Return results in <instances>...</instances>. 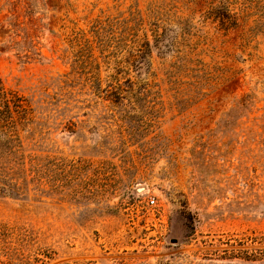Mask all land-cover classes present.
Wrapping results in <instances>:
<instances>
[{"label": "rangeland", "instance_id": "obj_1", "mask_svg": "<svg viewBox=\"0 0 264 264\" xmlns=\"http://www.w3.org/2000/svg\"><path fill=\"white\" fill-rule=\"evenodd\" d=\"M0 86V264H264V0H0Z\"/></svg>", "mask_w": 264, "mask_h": 264}, {"label": "trees", "instance_id": "obj_2", "mask_svg": "<svg viewBox=\"0 0 264 264\" xmlns=\"http://www.w3.org/2000/svg\"><path fill=\"white\" fill-rule=\"evenodd\" d=\"M8 93H6L0 86V97L2 99H5V101L8 103L10 100H9V97H8Z\"/></svg>", "mask_w": 264, "mask_h": 264}, {"label": "built area", "instance_id": "obj_3", "mask_svg": "<svg viewBox=\"0 0 264 264\" xmlns=\"http://www.w3.org/2000/svg\"><path fill=\"white\" fill-rule=\"evenodd\" d=\"M151 202H152V204H154V203H155V200H154V199H152V200H151Z\"/></svg>", "mask_w": 264, "mask_h": 264}]
</instances>
